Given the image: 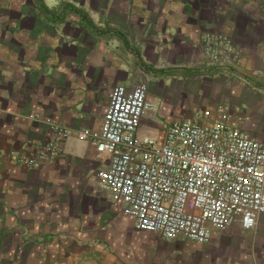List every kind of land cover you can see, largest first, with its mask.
Listing matches in <instances>:
<instances>
[{
    "label": "crops",
    "instance_id": "1",
    "mask_svg": "<svg viewBox=\"0 0 264 264\" xmlns=\"http://www.w3.org/2000/svg\"><path fill=\"white\" fill-rule=\"evenodd\" d=\"M207 32L230 38L238 64L206 70L215 79L189 78L208 87L183 118L202 111L216 121L217 104L242 100L264 117L261 83L249 92L231 74L264 69V0H0V264H264V225L234 224L207 244L135 229L96 180L108 158L75 134L100 133L108 94L122 81L171 67L194 72ZM210 91L218 101L208 110ZM33 114L72 133L53 161L31 169L11 154L53 138ZM227 122L264 141L253 119Z\"/></svg>",
    "mask_w": 264,
    "mask_h": 264
},
{
    "label": "built area",
    "instance_id": "2",
    "mask_svg": "<svg viewBox=\"0 0 264 264\" xmlns=\"http://www.w3.org/2000/svg\"><path fill=\"white\" fill-rule=\"evenodd\" d=\"M201 44L206 70L238 64L239 55L224 34L204 33ZM231 74L253 90L259 81L264 93V69ZM149 93L146 80L115 86L100 133L75 131L79 140L91 141L108 158L96 180L113 202L127 208L135 229L165 240L207 244L214 231L234 224L244 230L264 225V141L230 125L223 103L214 108L216 121L194 111L161 127L159 139L141 137L143 119L153 111ZM30 118L53 133L52 139L35 143L34 151L26 142L11 154L14 165L32 169L53 161L72 130L39 114Z\"/></svg>",
    "mask_w": 264,
    "mask_h": 264
},
{
    "label": "rangeland",
    "instance_id": "3",
    "mask_svg": "<svg viewBox=\"0 0 264 264\" xmlns=\"http://www.w3.org/2000/svg\"><path fill=\"white\" fill-rule=\"evenodd\" d=\"M140 60L141 59H136V63L140 62ZM198 66L194 72H184L181 71V69L179 70L171 67L169 69L153 70L148 73L149 76H146L145 80L148 82L150 89L149 100L153 104V111H150L147 114L145 118L147 119V122L142 124L140 128L139 133L141 137L149 136L159 139L161 137V129H153L151 125L152 123L159 124L162 128H165L173 121H179L183 119L184 116L181 115V112L185 110H193V108L198 105V101L205 97L206 92H204L203 87L206 86L207 88L208 84L206 82L199 81L200 84L197 88L196 82L187 83L189 78H201L203 76L205 78L215 79L216 77H211V73H206V69L203 68L205 66L204 60L202 63L198 64ZM193 68L195 67L193 66ZM140 77L142 78V75ZM131 79L132 78H129V82L126 80L122 81L120 85L127 87L131 82ZM139 79H133L132 82H138ZM218 85L220 84L218 83ZM249 92H252V89ZM206 99L207 100H205L204 105L208 110L211 108L214 102L218 101L216 94L212 93L211 91L210 94L208 93V97ZM222 101L226 102V99ZM239 102L236 104H225L226 107L228 106L227 110L229 115L231 114L235 117L236 115H240L245 120L251 118L253 121L258 122L257 125H260L262 128H264L263 110H260L261 108H257L258 104L256 107H249V102H246L245 100H242L240 103ZM261 102L263 103V99H261ZM257 117H259L258 120L255 119Z\"/></svg>",
    "mask_w": 264,
    "mask_h": 264
}]
</instances>
